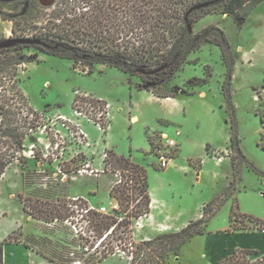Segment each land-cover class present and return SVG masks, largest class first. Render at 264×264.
<instances>
[{
    "label": "rangeland",
    "instance_id": "rangeland-1",
    "mask_svg": "<svg viewBox=\"0 0 264 264\" xmlns=\"http://www.w3.org/2000/svg\"><path fill=\"white\" fill-rule=\"evenodd\" d=\"M65 2L56 0L51 7L45 6L49 8L37 9L43 12L40 17L23 20L31 0H0V42L33 37L46 22L49 16L46 14L65 8ZM256 2L247 19L223 15L216 7L198 10L192 16L195 34L207 29L211 38H220L213 29L218 26L229 40L235 64L226 95L223 86L229 85L223 52L220 46L209 42H203L201 50L190 53L191 63L176 77L157 87L161 91L173 90L175 96L207 93L218 109L217 118L226 115L232 134L235 115L243 157L230 148L228 152L213 153L205 158L202 172L200 158L190 159L184 166L176 165L175 159L180 156L177 149L173 154L175 162L170 166H176L173 172L160 167L153 151L141 148L139 164L148 170L154 208L149 214L133 219L131 230L118 227L102 244V239L87 228L86 208L105 207L107 213L119 210L118 200L110 192L122 179L119 171H111L113 167L105 163L111 159L106 146L110 123L106 98L117 91L127 92L130 87L143 90L140 86L146 84L147 77L100 63L90 69L82 60L47 53L39 45L10 48L13 54L24 56L25 62L0 75V103L7 111L4 117L0 114V130L3 134L12 122L25 136L23 145L18 147L11 137H2L7 144L14 143L9 152H16L17 157L6 169L0 189L4 264H131L129 254L134 250L131 241L139 243L160 233L182 229L202 217L206 203L227 197L230 187L234 189L233 197L203 226L204 233L180 245L166 264H217L236 248L257 249L256 245L264 248V240L241 236L247 231L231 232L234 227L231 209L236 203L243 214L264 220V123L261 122V117L264 119V0ZM205 71L211 75L207 76ZM163 77L166 74L160 78ZM205 79L209 83L201 81ZM229 94L235 113L230 109ZM201 104L191 102L189 109L192 111L194 105L204 125L199 135L208 137L209 133L213 134V128L216 130L215 123H208L210 117ZM142 107L148 116L156 111L164 113L159 103L154 109L147 104ZM115 126L120 130V123ZM160 127L163 132L172 133L173 126ZM131 131L128 129V133ZM145 133L152 137L150 129ZM115 139L122 143L120 136ZM207 148L210 153L211 147ZM195 153L201 155L203 150L198 147ZM232 156H236V164L232 163ZM84 169L94 172L90 174ZM48 213L58 217L49 219ZM247 224L251 223L247 221Z\"/></svg>",
    "mask_w": 264,
    "mask_h": 264
},
{
    "label": "trees",
    "instance_id": "trees-1",
    "mask_svg": "<svg viewBox=\"0 0 264 264\" xmlns=\"http://www.w3.org/2000/svg\"><path fill=\"white\" fill-rule=\"evenodd\" d=\"M205 1L208 0H66L65 8L46 14L49 15L46 22L39 27L33 37L49 45L47 48L44 47L47 53L82 60L90 69L95 63H100L131 75L141 74L137 72L139 68L153 71L152 74H142L147 77V81L140 88L158 97H175L173 90L166 88V91H161L157 87L166 82L165 80L176 77L185 65L191 63L190 53L201 50L203 42H209L220 46L223 52L229 85L223 86L226 95L227 91H230L235 58L231 53V45L225 31L215 26L213 29L219 32L220 38H211L207 35V29L196 34L189 30L192 16L196 12H189L190 9ZM256 6V0H216L215 4L206 8L216 7L223 15L247 19ZM41 7L51 6L45 7L39 0H31L22 19L40 17L43 12H37V9ZM80 8L82 12L77 11ZM24 62L25 57L13 54L10 48L0 49V75ZM205 73L207 76L211 75L206 71ZM162 74H166V78H160ZM201 81L209 83L208 79ZM230 98L231 94L228 95V101L231 111L235 113ZM4 109L5 106L0 103V114L3 117L7 112ZM232 120L230 148L236 150L242 158L235 115ZM261 122L264 123L262 117ZM12 125L10 122L3 134L0 130V189L6 169L14 158H17L16 152L9 151L15 147L14 143L16 147L24 143V132H18L20 127ZM4 136L11 137L14 140L13 145L7 144L9 142L2 139ZM5 145L8 147L3 150ZM108 154L111 159L105 160L106 166L111 165L113 167L111 171H119L122 175L120 181L122 185L119 183L114 185L110 192L111 196L117 198L119 210H114V213H103L90 206L86 208L87 228L102 239L100 244L109 235L115 234L118 227L126 226L130 229L133 219L150 213L152 203L148 170L113 150H109ZM231 160L233 164L237 163L236 156H232ZM227 195L220 202L217 197L206 203L202 217L190 221L178 231L160 233L139 243L131 241V246L134 247L129 254L131 264H166L170 255L176 253L180 245L191 237L204 233L203 226L217 214L229 198L233 197L234 189L231 190L230 187ZM132 202L135 203L133 206ZM124 213L125 216L122 215ZM53 217L58 216L55 213H48L47 218ZM247 221L251 224H247ZM231 223L234 224L231 232L264 231V220L243 214L237 203L231 209ZM3 245L4 242H0V264H4ZM217 264H264V254L256 249L236 248Z\"/></svg>",
    "mask_w": 264,
    "mask_h": 264
},
{
    "label": "crops",
    "instance_id": "crops-1",
    "mask_svg": "<svg viewBox=\"0 0 264 264\" xmlns=\"http://www.w3.org/2000/svg\"><path fill=\"white\" fill-rule=\"evenodd\" d=\"M243 55H246L247 57V53H244ZM106 99L111 104V108L109 109L110 123L106 136V146L109 150L113 149L117 153L131 158V160L135 163L139 164L141 148L152 152V148L149 143L151 138H149L148 134L145 133V131L148 129H150L151 135L155 134L156 136H173L175 130L180 128L182 130V135L177 138L179 145L178 152H180V156L178 159H175L176 165L184 166L185 162H188V160L200 158L203 162L202 172H204V167L206 164L204 162L205 158L211 157V154L216 152H228L229 148L231 147L232 132L229 128L230 123L226 115L224 117H219L218 115L217 118L216 111H218V109L216 105H214L209 99V95L205 92L191 95L181 94L175 97H158L148 90H139L130 87L127 92L117 91L115 95L109 97L107 96ZM191 102L195 103V105L197 103H202L201 105L204 106L206 115L210 117L208 123H215L214 126L216 130L213 128V134L209 133L210 135L208 134V137L199 135L200 131L203 130L204 125L200 120L198 112L193 109L194 105L192 106V111H190L189 104ZM157 103L163 105V114L156 111L155 114L148 116V114L143 111L142 106L144 104H147L148 108L154 109ZM116 106L118 107L117 110L115 109ZM129 109H132L133 111H130ZM187 117L190 118L189 122L186 121ZM116 123H120V130H116ZM161 125L173 126L171 131L172 133H170L168 130L163 132L164 129L160 127ZM128 129L133 131L128 133ZM156 131H159L160 134H157ZM194 132H196L197 135L194 134ZM116 136H120L122 143L115 139ZM197 136L203 137V139H200ZM111 137L112 140L110 141L109 138ZM208 145L211 147L210 150L212 153H209L207 148ZM198 147L203 150L201 155H197L195 153V151L198 150ZM182 156L184 157L183 159H185L183 161L180 160V157ZM225 159L230 158L225 157ZM175 161H172L171 165ZM170 166L167 168V170H173V172L177 170L176 166L173 168H170ZM153 193L154 191L151 188L150 195L152 199V205L154 203ZM153 208L154 207L151 206V212ZM237 234L238 233H235V235ZM245 235L256 236L261 240H264V231L247 232L245 234H241L243 238ZM255 247L261 250L262 252H260L264 254L263 247H259V245H256Z\"/></svg>",
    "mask_w": 264,
    "mask_h": 264
},
{
    "label": "built area",
    "instance_id": "built-area-1",
    "mask_svg": "<svg viewBox=\"0 0 264 264\" xmlns=\"http://www.w3.org/2000/svg\"><path fill=\"white\" fill-rule=\"evenodd\" d=\"M108 107V116H109V109L111 108V104H107ZM182 135V130L180 128H177L174 132L173 136H156L155 134H152L151 139L149 140V143L151 145L153 153L158 157V163L161 168L167 169L170 165L171 162L174 159V151L178 149V142L177 138ZM85 172L90 171V174L94 172V170H88L84 169ZM94 208V207H92ZM116 209L118 208V205L115 207ZM100 212L107 213V210L105 207H99L96 208Z\"/></svg>",
    "mask_w": 264,
    "mask_h": 264
},
{
    "label": "water",
    "instance_id": "water-1",
    "mask_svg": "<svg viewBox=\"0 0 264 264\" xmlns=\"http://www.w3.org/2000/svg\"><path fill=\"white\" fill-rule=\"evenodd\" d=\"M56 0H39V2L43 5V6H51ZM216 3V0H208V1H205V2H201L199 4H196L195 6H193L189 12H193V11H197V10H200L202 8H206V7H209L213 4ZM189 30L190 32L193 31V27L192 25L190 24L189 25ZM19 44H22V45H29V46H33V45H39V46H43L45 48L49 47V45L39 39V38H35V37H17V38H11V39H7V40H4V41H1L0 42V49H4V48H13ZM137 72L141 73V74H152L153 71H147L146 69H143V68H139L137 70Z\"/></svg>",
    "mask_w": 264,
    "mask_h": 264
}]
</instances>
